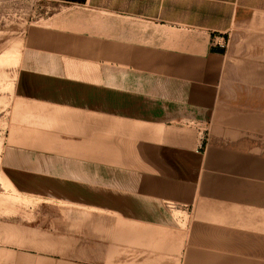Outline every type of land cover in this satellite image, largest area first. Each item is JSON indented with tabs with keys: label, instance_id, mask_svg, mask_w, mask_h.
Returning a JSON list of instances; mask_svg holds the SVG:
<instances>
[{
	"label": "crops",
	"instance_id": "0c3cea01",
	"mask_svg": "<svg viewBox=\"0 0 264 264\" xmlns=\"http://www.w3.org/2000/svg\"><path fill=\"white\" fill-rule=\"evenodd\" d=\"M45 1L1 159L77 248L14 264H264V0Z\"/></svg>",
	"mask_w": 264,
	"mask_h": 264
},
{
	"label": "rangeland",
	"instance_id": "374dc122",
	"mask_svg": "<svg viewBox=\"0 0 264 264\" xmlns=\"http://www.w3.org/2000/svg\"><path fill=\"white\" fill-rule=\"evenodd\" d=\"M51 11L45 0H0V264H14L17 256L30 250L72 256L77 248L73 238L40 228V201L27 200L32 192L29 189L28 192H22L14 185L15 175L6 170L1 159L13 123V81L21 49L32 25L46 12ZM172 211L176 225L183 230V236L188 237L190 216L178 209ZM218 235L221 236V233L214 238ZM190 251L191 243L188 240L179 264H192L185 261L186 254Z\"/></svg>",
	"mask_w": 264,
	"mask_h": 264
},
{
	"label": "built area",
	"instance_id": "2783aa9c",
	"mask_svg": "<svg viewBox=\"0 0 264 264\" xmlns=\"http://www.w3.org/2000/svg\"><path fill=\"white\" fill-rule=\"evenodd\" d=\"M228 38H226L224 35H218L214 38V43L220 45V46H227L228 45ZM204 143L203 141L200 142L199 148H203ZM168 207L170 209H178V207L174 203H167Z\"/></svg>",
	"mask_w": 264,
	"mask_h": 264
}]
</instances>
